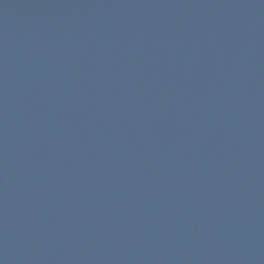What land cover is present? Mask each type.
<instances>
[{
	"label": "water",
	"instance_id": "obj_1",
	"mask_svg": "<svg viewBox=\"0 0 264 264\" xmlns=\"http://www.w3.org/2000/svg\"><path fill=\"white\" fill-rule=\"evenodd\" d=\"M0 264H264V0H0Z\"/></svg>",
	"mask_w": 264,
	"mask_h": 264
}]
</instances>
